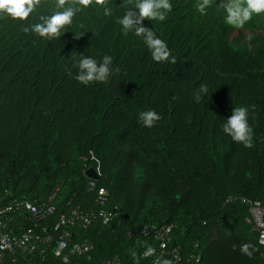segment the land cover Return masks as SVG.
I'll list each match as a JSON object with an SVG mask.
<instances>
[{"label": "trees", "instance_id": "1", "mask_svg": "<svg viewBox=\"0 0 264 264\" xmlns=\"http://www.w3.org/2000/svg\"><path fill=\"white\" fill-rule=\"evenodd\" d=\"M136 2L108 0L111 15L95 2L65 5L81 10L51 39L23 29L63 10L56 0H41L26 20L0 14V205L54 208L43 218L3 214V231L46 226L53 238L35 253L7 251L0 264H264L243 202L264 208V13L236 29L220 0L205 15L199 0H170L165 20L143 21L171 52L156 62L143 36L118 22ZM82 55L112 57L107 82L74 78ZM201 84L208 92L196 102ZM240 106L251 147L222 128ZM149 110L161 117L152 127L138 121ZM91 166L97 181L86 176Z\"/></svg>", "mask_w": 264, "mask_h": 264}, {"label": "clouds", "instance_id": "2", "mask_svg": "<svg viewBox=\"0 0 264 264\" xmlns=\"http://www.w3.org/2000/svg\"><path fill=\"white\" fill-rule=\"evenodd\" d=\"M104 7V14L111 15V10L107 7L108 0H56L57 10L49 17L41 16V23H36L23 30L27 33L30 30L43 38H60L62 29L72 23V18L79 7L65 5H80L88 7L91 4ZM41 3V0H0V14H5L12 19L26 20L35 8ZM213 0H199L196 5L197 11L205 15L207 9L212 6ZM220 7L226 13L225 23L233 28H243L246 22L250 21L253 14L264 13V0H220ZM172 4L170 0H137L134 8H129L123 18L118 22L122 25L125 32L135 30V34L143 36L145 44L152 54V59L156 62L168 61L171 52L167 44L155 36L154 32L143 25L145 19L160 20L166 19V14L171 12ZM79 39L80 37H76ZM251 39V37H249ZM172 63L175 58L172 57ZM112 57L105 55L102 62L98 63L90 56H83L78 60V73L74 77L79 83L88 85L93 82H107L109 76L113 74ZM116 72L119 69H115ZM208 87L201 84L194 93L196 102H200L202 94H207ZM254 108V106H252ZM249 108L240 106L232 109V114L222 125L225 134L230 136L234 142L243 144L245 147L252 146L253 128L248 123ZM161 117L153 110L139 113L138 121L146 127H152ZM252 249V250H250ZM241 253L252 257L254 246L251 244H242ZM152 249H148V254Z\"/></svg>", "mask_w": 264, "mask_h": 264}, {"label": "built area", "instance_id": "3", "mask_svg": "<svg viewBox=\"0 0 264 264\" xmlns=\"http://www.w3.org/2000/svg\"><path fill=\"white\" fill-rule=\"evenodd\" d=\"M100 174L99 168L96 169ZM106 191L104 189L100 190V194H105ZM16 204H9L6 206L0 205V257L3 258L5 252H20V253H35L39 251L41 243H50L52 241V234L47 230V227L44 226L40 229V232L37 233L34 231L33 227H29L23 230L20 234L16 235L13 233H9L5 230L7 226V220H4L3 214L6 212H13L16 209H25L33 218H43L44 216L50 215L54 208L48 207L45 205H37L35 206L33 203L27 200H17ZM245 202L249 206V210L251 213V221L254 223L256 229H258L260 233V243L264 246V208L258 202H253L247 199H244ZM111 214L109 213L107 219ZM66 223V219L62 215L59 222L56 225V229L59 227H64ZM57 246L54 247L55 254L61 255L64 252V247L66 243L64 242V231L59 235V239L57 241ZM162 248L166 247L165 242L162 243ZM76 251L83 253L87 252L91 249L89 245H77L75 247ZM44 250H41L40 253H43ZM170 263V262H169ZM105 264H119L117 258L114 260L107 261ZM154 264H157L154 263Z\"/></svg>", "mask_w": 264, "mask_h": 264}, {"label": "water", "instance_id": "4", "mask_svg": "<svg viewBox=\"0 0 264 264\" xmlns=\"http://www.w3.org/2000/svg\"><path fill=\"white\" fill-rule=\"evenodd\" d=\"M86 176L89 178V179H92L94 181H97L100 179V174L97 172L96 168L94 166H91L89 167L87 170H86Z\"/></svg>", "mask_w": 264, "mask_h": 264}, {"label": "rangeland", "instance_id": "5", "mask_svg": "<svg viewBox=\"0 0 264 264\" xmlns=\"http://www.w3.org/2000/svg\"><path fill=\"white\" fill-rule=\"evenodd\" d=\"M0 263H1V261H0Z\"/></svg>", "mask_w": 264, "mask_h": 264}]
</instances>
